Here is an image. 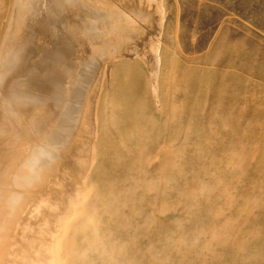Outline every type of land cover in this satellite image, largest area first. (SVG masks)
Instances as JSON below:
<instances>
[{"label":"rangeland","instance_id":"1","mask_svg":"<svg viewBox=\"0 0 264 264\" xmlns=\"http://www.w3.org/2000/svg\"><path fill=\"white\" fill-rule=\"evenodd\" d=\"M119 1L162 7L182 55L209 47L214 71L178 68L180 159L133 170L123 153L77 156L52 264H264V0ZM1 36L0 18V59ZM237 58L242 77L223 69Z\"/></svg>","mask_w":264,"mask_h":264},{"label":"bare ground","instance_id":"2","mask_svg":"<svg viewBox=\"0 0 264 264\" xmlns=\"http://www.w3.org/2000/svg\"><path fill=\"white\" fill-rule=\"evenodd\" d=\"M119 2L8 0L0 10V264H52L98 85L151 31V15Z\"/></svg>","mask_w":264,"mask_h":264},{"label":"crops","instance_id":"3","mask_svg":"<svg viewBox=\"0 0 264 264\" xmlns=\"http://www.w3.org/2000/svg\"><path fill=\"white\" fill-rule=\"evenodd\" d=\"M139 7L152 16L151 31L106 71L101 81L103 90L100 86L95 101L94 135L89 151V157L95 159L104 156L100 153H109L107 156L114 158L123 153L127 168L133 170L154 164L159 168L162 160L181 158L182 74L177 71L182 62L190 64V71H202V65L207 71H214L208 63L209 47L199 48L195 43L182 55L177 48L179 40L174 43L165 32L164 9L158 5L156 11ZM149 35L152 36L148 40ZM146 47L149 49H139ZM175 48L179 55L174 53ZM225 63L223 69L227 74L237 72V76L242 77L239 72L243 60L237 58L236 64L232 62L228 66H224ZM199 83L197 80L192 85L196 87Z\"/></svg>","mask_w":264,"mask_h":264}]
</instances>
